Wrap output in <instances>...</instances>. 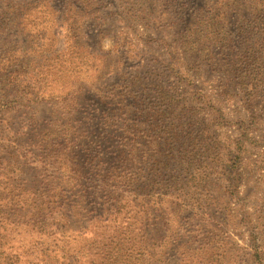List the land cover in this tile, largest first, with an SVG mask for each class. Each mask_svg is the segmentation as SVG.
I'll return each instance as SVG.
<instances>
[{
  "label": "rangeland",
  "instance_id": "rangeland-1",
  "mask_svg": "<svg viewBox=\"0 0 264 264\" xmlns=\"http://www.w3.org/2000/svg\"><path fill=\"white\" fill-rule=\"evenodd\" d=\"M0 264H264V0H0Z\"/></svg>",
  "mask_w": 264,
  "mask_h": 264
},
{
  "label": "trees",
  "instance_id": "trees-1",
  "mask_svg": "<svg viewBox=\"0 0 264 264\" xmlns=\"http://www.w3.org/2000/svg\"><path fill=\"white\" fill-rule=\"evenodd\" d=\"M246 42H249V41L246 40ZM237 78H241V77L240 76H237Z\"/></svg>",
  "mask_w": 264,
  "mask_h": 264
}]
</instances>
